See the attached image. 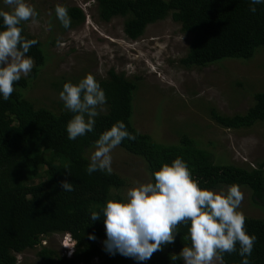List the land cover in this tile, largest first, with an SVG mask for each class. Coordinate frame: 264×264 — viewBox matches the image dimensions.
Wrapping results in <instances>:
<instances>
[{
    "label": "trees",
    "instance_id": "trees-1",
    "mask_svg": "<svg viewBox=\"0 0 264 264\" xmlns=\"http://www.w3.org/2000/svg\"><path fill=\"white\" fill-rule=\"evenodd\" d=\"M249 4L250 0H96L99 20L109 23L123 18L124 34L130 40L141 38L149 25L169 17L180 24L181 31L191 37L188 53L179 60L186 68H204L228 59L248 61L264 48V4L255 5L254 13ZM66 9L68 28L56 14L51 19L63 32L81 27L84 11L76 6ZM19 26L21 35L36 43L26 53L33 58L32 70L14 82L8 100L0 99V264H22L17 256L39 246V264H183L179 252L190 245L187 224L178 223L174 241L143 262L104 250L102 208L106 200L123 199L120 191L126 181L113 171L88 174L86 152L117 120L135 136L134 140L123 139L118 146L143 159L151 182L152 173L162 163L180 156L200 187L220 189L237 184L249 188L255 203L264 205V159L256 167L216 164L214 154L198 147L190 137L183 136L176 145L154 142L131 122L137 82L114 68L96 80L104 91L107 111L95 117L92 132L69 140L65 126L73 113L36 108L24 96L23 91L45 66L47 55L25 23L21 21ZM66 81L78 82L65 79L62 85ZM254 100L244 114L227 116L212 110L211 117L224 128L249 129L264 122V92L255 94ZM63 180L72 183L71 191L62 189ZM92 211L100 213V220H90ZM245 228L247 234L256 236L250 264H264V219L245 217ZM54 234L67 235L75 242L70 258L41 246L44 238ZM240 260L238 251L222 254L223 264H240Z\"/></svg>",
    "mask_w": 264,
    "mask_h": 264
},
{
    "label": "rangeland",
    "instance_id": "rangeland-1",
    "mask_svg": "<svg viewBox=\"0 0 264 264\" xmlns=\"http://www.w3.org/2000/svg\"><path fill=\"white\" fill-rule=\"evenodd\" d=\"M27 2L37 16L35 22L31 18L22 22L42 42L47 55L37 78L23 91L36 108L56 113L66 109L58 95L63 80L79 81L87 73L102 79L114 68L137 82L131 122L154 142L176 145L183 136L190 137L198 147L214 154L216 164L256 167L264 159V122L236 130L218 125L211 117L212 110L227 116L244 114L254 103V95L264 92V48L248 61L228 59L204 68H186L179 60L188 53L191 37L170 17L149 25L141 38L130 40L124 34L123 18L109 23L99 20L96 0ZM56 5L81 8L85 22L63 32L51 19ZM0 10L11 11V6L0 0ZM106 111L104 104L97 105L98 114ZM95 149V144L88 148V159ZM110 155L112 171L126 181L120 191L123 199L130 188L151 182L147 165L140 157L118 145ZM239 190L243 198L238 211L244 217L264 219V205L255 203L252 191L244 186ZM41 246L64 256L72 241L67 235L54 234L44 238ZM40 249L21 253L17 259L22 264H39L36 253ZM212 264L223 263L214 257Z\"/></svg>",
    "mask_w": 264,
    "mask_h": 264
},
{
    "label": "clouds",
    "instance_id": "clouds-1",
    "mask_svg": "<svg viewBox=\"0 0 264 264\" xmlns=\"http://www.w3.org/2000/svg\"><path fill=\"white\" fill-rule=\"evenodd\" d=\"M3 3L11 6V11L0 10V99L8 100L14 82L28 76L33 68V58L26 53L36 41L22 36L19 25L30 18L35 22L37 12L27 0H3ZM258 4H264V0H250L249 11L254 13ZM55 12L62 26L68 28L67 9L56 5ZM58 95L64 107L73 113L65 126L67 138L74 140L92 132L97 105L104 104L106 99L94 76L87 73L76 83L64 82ZM125 138L134 140L135 136L121 120L100 133L86 172H111V150ZM152 176L154 182L130 188L126 199L105 201L102 208L105 251L137 262L146 261L162 245L174 241L179 223L188 225L190 240V245L179 252L183 264H212L214 257L222 261L224 252L233 251L241 256L240 264H250L248 257L256 236L247 234L245 217L238 211L243 198L239 185L231 184L226 189L200 187L180 156L162 163ZM60 184L63 190H72L71 182L63 180ZM90 220H100V213L92 211ZM89 239L95 236L89 235ZM74 249L72 242L64 256L70 258Z\"/></svg>",
    "mask_w": 264,
    "mask_h": 264
}]
</instances>
